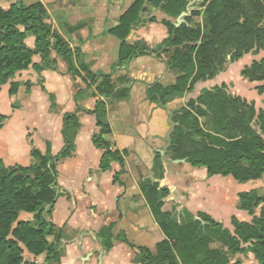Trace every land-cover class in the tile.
Returning a JSON list of instances; mask_svg holds the SVG:
<instances>
[{
    "label": "trees",
    "instance_id": "16d2710c",
    "mask_svg": "<svg viewBox=\"0 0 264 264\" xmlns=\"http://www.w3.org/2000/svg\"><path fill=\"white\" fill-rule=\"evenodd\" d=\"M2 1L0 92L10 83V94H16L20 84L14 81L17 73L30 67L37 72L55 69L57 57L62 58L87 86L95 87L99 99L89 111L97 119L93 143L104 151L101 170H108L113 162L120 163L114 178L119 181V175L126 171L127 152L114 149L107 139L112 128L106 115L109 103L129 98L130 86L118 87L113 73L94 71L81 49H73L53 28L42 2L25 5L22 0H8L5 6ZM191 1L148 0L173 18L186 11ZM146 2L136 0L110 33L122 41L118 66L133 57L156 53L177 72L173 83L150 84L148 97L155 103L166 105L169 98L192 91L197 82L214 78L245 54L264 50V0H194L181 24L163 20L168 36L156 48L144 40H126L132 28L142 23ZM28 36L35 38L34 47L26 43ZM241 75L257 82L255 89L264 95V57L246 65ZM25 85L30 90L33 84L27 81ZM7 118L0 113V127ZM170 119L173 125L166 154L172 159H186L193 166L206 167L210 176L230 175L241 183L264 177V108L258 110L254 100L231 92L228 84L222 83L202 89L197 98L172 110ZM80 128L77 111L66 113L62 128L65 145L58 154H52L49 148L46 153L33 148L35 163L30 166H8L0 158V264H35L27 253L46 254L48 264L60 261L61 234L46 214L50 216L59 195L57 166L75 152L74 134ZM153 172L158 179L164 177L159 151L155 153ZM141 189L165 238L157 243L156 253L131 244L139 251V264H245L233 257L248 252L255 258L249 264H264V193L259 188L239 193L238 208L251 219L234 215L232 228L203 211L193 214L184 210L179 218L174 209L164 208L169 188L158 181L145 179ZM24 214L33 218H23ZM113 226H103L98 232L105 250L114 246Z\"/></svg>",
    "mask_w": 264,
    "mask_h": 264
},
{
    "label": "crops",
    "instance_id": "0c3cea01",
    "mask_svg": "<svg viewBox=\"0 0 264 264\" xmlns=\"http://www.w3.org/2000/svg\"><path fill=\"white\" fill-rule=\"evenodd\" d=\"M22 1L25 5L42 2L53 28L73 49H81L94 71L113 73L118 87L130 86L129 98L109 103L106 115L112 128L107 139L114 149L127 152L126 171L119 175L117 182L114 178L121 169L120 163L113 162L108 170H101L104 151L97 148L92 139L97 119L89 111L99 96L95 94L94 85L87 86L66 61L53 52L57 57L55 69L37 72L30 67L17 73L14 81L20 84L16 94H10V83L2 87L0 113L8 118L0 127V158L8 166L34 164L33 148L43 153L49 148L52 154H58L65 145L64 115L77 111L81 122V128L74 134L75 152L57 166L59 195L50 216L46 214L61 234L62 256L53 264H139V251L131 244L148 247L156 253L157 243L165 235L142 193L141 181L145 179L169 188L164 208L174 209L179 218L184 210L193 214L203 211L230 228L234 208L244 216L245 211L238 208L239 196L236 207H233V194L230 201L221 200L220 191L226 178L210 176L206 167L176 161L166 154L173 125L170 112L189 99L197 98L202 89L222 83L248 99L236 91L238 84L233 74L238 72L240 79L253 83L245 79L241 71L254 59L264 57V50L245 54L214 78L197 82L192 91L169 98L166 105H161L151 101L147 91L154 81L164 84L175 81L177 72L170 69L167 60L149 53L117 65L122 41L112 35L110 29L119 24L121 16L136 0ZM145 5L146 9L141 12L142 23L132 28L126 40H144L149 47L156 48L168 36L163 20L176 24L178 17H170L148 0ZM147 14L156 20H145ZM26 43L34 47L35 38L28 36ZM27 81L33 84L30 90L26 88ZM157 151L162 154L164 165L161 179L153 172ZM23 218H33V215L24 214ZM111 223L114 224V246L105 250L98 232ZM26 256H31L35 264H48L46 254L27 253Z\"/></svg>",
    "mask_w": 264,
    "mask_h": 264
},
{
    "label": "rangeland",
    "instance_id": "374dc122",
    "mask_svg": "<svg viewBox=\"0 0 264 264\" xmlns=\"http://www.w3.org/2000/svg\"><path fill=\"white\" fill-rule=\"evenodd\" d=\"M193 1H192V3H193ZM8 2H9L8 0H4V1H2V4L5 5V6H8ZM22 2L24 4H26L25 1H22ZM190 3L191 2H189V4ZM192 3H191V5H192ZM149 18H150L149 14H147L146 17H145V20H147ZM236 73L237 74H235V73L233 74V76H234L233 78L235 79L236 84H238L237 85L238 86L237 89L239 91L238 90H236V91L240 92V93L242 92V94H245L246 96H248V100H254L255 104H256V108L258 110L261 109V108H264V95H259L257 90L255 89V86L258 83L255 82V83H250L249 84L248 82L243 81L242 79H240L238 72H236ZM230 91L233 92V90L231 88H230ZM233 93H235V92H233ZM221 177L222 178H226L225 182H224L225 186L223 188L221 187V191L219 190L220 191V195H221V200L230 201L231 198H232V194H233L235 196V200L233 201L234 206L232 205L233 207H236V205H237L239 191H245L246 189H251V188H259L261 190V193H264V177L261 180L249 181V182H246V183L238 182L234 178H232L231 176H221ZM233 213L239 219H247V220L251 219V216L247 212H244V216H243V215H241L242 213H240L236 208H234ZM230 228H232V227H230ZM236 258L241 259L245 264H249V263L255 261L254 255L251 252L237 254V255H235L233 257V259H236Z\"/></svg>",
    "mask_w": 264,
    "mask_h": 264
},
{
    "label": "water",
    "instance_id": "95a60500",
    "mask_svg": "<svg viewBox=\"0 0 264 264\" xmlns=\"http://www.w3.org/2000/svg\"><path fill=\"white\" fill-rule=\"evenodd\" d=\"M192 3V1H191ZM191 3L187 6V10L182 12L178 18H177V23L176 25L181 24L182 22L185 21V16L189 14V11L193 8V6L191 5ZM176 161H186V159H175Z\"/></svg>",
    "mask_w": 264,
    "mask_h": 264
}]
</instances>
